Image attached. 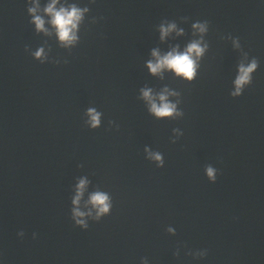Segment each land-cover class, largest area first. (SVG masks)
Masks as SVG:
<instances>
[{"label":"water","instance_id":"95a60500","mask_svg":"<svg viewBox=\"0 0 264 264\" xmlns=\"http://www.w3.org/2000/svg\"><path fill=\"white\" fill-rule=\"evenodd\" d=\"M66 2L88 8L72 47L50 25L36 31L30 0H0L3 264H264V3ZM197 20L209 23V47L196 78L152 75V50H183L199 38ZM165 21L184 34L161 41ZM41 48L43 61L33 55ZM253 58L252 83L233 97L239 64ZM166 87L182 116L158 119L141 98ZM90 108L99 127L87 123ZM82 177L81 211L96 191L112 202L99 220L85 218L87 229L72 220Z\"/></svg>","mask_w":264,"mask_h":264},{"label":"clouds","instance_id":"9594fccd","mask_svg":"<svg viewBox=\"0 0 264 264\" xmlns=\"http://www.w3.org/2000/svg\"><path fill=\"white\" fill-rule=\"evenodd\" d=\"M32 6L28 8V13L32 17V23L35 25V29L38 32H44L45 34H51L47 25L51 26V29L55 31L57 40L63 47H72L78 40L79 26L82 23L85 13L88 12V8H80L76 4H68L66 0H48L46 5L43 7V15L38 13L41 12L40 0H30ZM264 3V0H261ZM47 16L46 20L44 17ZM209 28L208 21L197 20L192 24L194 36H198V39H193L187 46L181 50L179 45L171 48L166 53H161L159 49L152 50L153 59L147 62V68L152 75H161L165 71H169L175 74V76L182 78L187 81H192L196 78L197 70L199 68V62L208 51V43L205 42L204 36L207 34ZM160 39L165 40L170 34L175 33L176 36L184 34L183 28H178L175 22H162L159 25ZM233 46L240 48L238 39L233 40ZM37 59H46L44 56L43 48L37 50L33 54ZM246 59V57H245ZM258 61L253 58L250 62H241L238 66V73L233 81L234 91L231 95L238 97L243 93L246 86L250 85L253 81V73L258 69ZM179 96V93L170 91L167 87L158 94H153L152 89L145 88L141 89V98L148 104L149 112L156 118H171L180 117L183 115L182 112L177 110V104L180 102L177 100L173 103L169 100V97ZM87 115L89 120L87 123L92 127L96 128L100 126L101 113L97 112L94 108L88 109ZM177 136L182 135L178 129L174 130ZM175 143V140L173 141ZM146 151H148L146 149ZM149 158L158 162L159 167L164 166V161L159 153L149 152ZM205 173L211 182H215L216 169L212 166H208L205 169ZM87 178H80L75 186V196L73 197L72 204V220L75 225L87 229L88 223L86 217L99 220L102 216L110 213L112 202L108 194L100 191H96L90 194L85 207L88 211H81L80 202L85 194L88 185ZM91 206L90 208L88 206ZM93 210L95 215L93 216ZM172 231V229H169ZM23 238L24 232L21 231L17 234ZM36 233H33V238H36ZM0 264L3 261L0 260Z\"/></svg>","mask_w":264,"mask_h":264}]
</instances>
